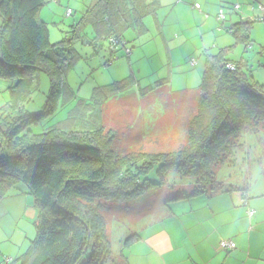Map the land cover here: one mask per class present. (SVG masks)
Instances as JSON below:
<instances>
[{
    "label": "trees",
    "instance_id": "16d2710c",
    "mask_svg": "<svg viewBox=\"0 0 264 264\" xmlns=\"http://www.w3.org/2000/svg\"><path fill=\"white\" fill-rule=\"evenodd\" d=\"M45 2L0 0V78L16 80L0 108V197L22 184L38 212L35 238L12 264H113L103 217L108 204L129 203L166 186L169 172L194 180L192 193L176 199L223 191L215 179L219 166L231 161L244 132L264 130V85L247 77L243 62L228 61L226 50L206 56L195 114L186 125L187 141L169 154L118 155L110 147L113 133L103 137L100 125L91 130L55 125L35 134L30 127L55 112L63 86L60 65L68 55L63 42L50 44L48 28L39 18ZM158 8V0H95L82 20L92 25L95 39L125 48L124 34L141 33L145 17ZM254 23L240 20L227 30L236 44L247 48ZM39 72L51 84L44 109L17 115ZM123 88L116 84L103 89L109 99ZM155 166L160 182L147 183Z\"/></svg>",
    "mask_w": 264,
    "mask_h": 264
},
{
    "label": "rangeland",
    "instance_id": "374dc122",
    "mask_svg": "<svg viewBox=\"0 0 264 264\" xmlns=\"http://www.w3.org/2000/svg\"><path fill=\"white\" fill-rule=\"evenodd\" d=\"M93 1L46 0L40 10L39 18L48 28L50 44L57 47L63 42L68 55L65 65H60L63 86L60 83L55 112L30 127L35 134L55 125L64 130H91L100 125L104 128L103 137L113 133L115 138L110 147L118 155L136 151L169 154L180 150L187 141L186 125L195 114L193 105L199 95L196 90L206 56L226 50L228 61L245 64L243 70L249 79L259 76L264 81V22L251 26V45L247 48L236 44L226 29L232 23L229 18L241 20L232 16L235 5L240 6L236 15L241 16L245 11L247 16L255 17L259 13L249 10L264 4V0H208V8L204 7L203 0H158L155 15L143 20L144 30L127 31L123 36L125 48L117 47L113 55L110 41L102 37L95 39L92 25L82 20ZM219 4L222 6L217 8ZM221 9L226 14L223 24L215 19ZM191 61L195 62L194 66L190 65ZM15 82V79L0 78V108L7 102L8 89ZM116 84L124 88L106 98L103 88ZM50 86L46 74L35 73V88L17 115L41 113L50 95ZM149 87L153 90L146 92L147 97L141 101L139 92ZM157 169L155 166L146 176L147 183L160 182ZM215 179L236 182L241 187L250 185L256 190L263 188L264 130L244 132L233 149L231 161L219 166ZM193 182L169 172L166 186L152 189L129 203L108 204L103 217L111 256L120 253L123 241L131 235L135 214L128 208L147 202L154 205L155 198L165 200L182 191L181 187L190 189Z\"/></svg>",
    "mask_w": 264,
    "mask_h": 264
},
{
    "label": "crops",
    "instance_id": "0c3cea01",
    "mask_svg": "<svg viewBox=\"0 0 264 264\" xmlns=\"http://www.w3.org/2000/svg\"><path fill=\"white\" fill-rule=\"evenodd\" d=\"M202 2L208 8V0ZM247 13L232 16L247 21L253 16ZM228 20L232 23L226 29L236 23L232 17ZM253 78L264 85L259 76ZM138 95L141 101L147 97L143 91ZM219 183L224 190L213 195L176 199L191 194L193 182L190 189L181 187L182 191L165 200L155 198L154 205L147 202L128 208L135 214L128 236L132 241L128 245H124L128 238L123 241L120 253L112 256L113 264H264V187L256 190L236 182ZM37 217L25 187L17 186L0 197V264H12L27 250L36 235ZM220 240L233 241L235 249L221 250Z\"/></svg>",
    "mask_w": 264,
    "mask_h": 264
},
{
    "label": "built area",
    "instance_id": "2783aa9c",
    "mask_svg": "<svg viewBox=\"0 0 264 264\" xmlns=\"http://www.w3.org/2000/svg\"><path fill=\"white\" fill-rule=\"evenodd\" d=\"M253 9V7H251ZM256 12L259 13L258 16L255 17H250L247 18V21H252V22H264V5H260L258 4L256 8H254ZM235 12H237L238 10H240V6L235 5L232 9ZM70 10H67V15H70ZM216 21L219 22L220 24H223L226 20V14L224 13V10L221 9L219 10V12L217 13L216 17H215ZM111 44V50L114 51L115 48H117V42L116 41H110ZM128 53V51H126ZM191 65H194V62L191 63ZM229 68L231 70H233L234 68L232 66H229ZM218 247L221 250H225V251H232L235 249V243L231 242V241H226V240H220L218 243ZM6 263H9L10 260L6 259L5 260Z\"/></svg>",
    "mask_w": 264,
    "mask_h": 264
},
{
    "label": "bare ground",
    "instance_id": "6f19581e",
    "mask_svg": "<svg viewBox=\"0 0 264 264\" xmlns=\"http://www.w3.org/2000/svg\"><path fill=\"white\" fill-rule=\"evenodd\" d=\"M192 62H193V61L190 62V65H191ZM194 65H195V62H194ZM194 65H191V66H194ZM229 66H232V65L229 64L228 67H229ZM232 67H233V66H232ZM226 241H229V240H226ZM231 242H233V241H231ZM233 243H234V242H233Z\"/></svg>",
    "mask_w": 264,
    "mask_h": 264
}]
</instances>
